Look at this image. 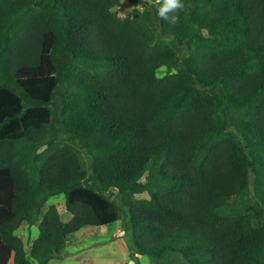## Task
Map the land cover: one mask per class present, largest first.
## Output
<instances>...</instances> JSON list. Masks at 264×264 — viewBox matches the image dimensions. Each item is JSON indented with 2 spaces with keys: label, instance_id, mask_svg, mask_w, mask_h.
<instances>
[{
  "label": "trees",
  "instance_id": "trees-1",
  "mask_svg": "<svg viewBox=\"0 0 264 264\" xmlns=\"http://www.w3.org/2000/svg\"><path fill=\"white\" fill-rule=\"evenodd\" d=\"M183 3L0 0V264L118 220L153 264H264V0Z\"/></svg>",
  "mask_w": 264,
  "mask_h": 264
},
{
  "label": "rangeland",
  "instance_id": "rangeland-1",
  "mask_svg": "<svg viewBox=\"0 0 264 264\" xmlns=\"http://www.w3.org/2000/svg\"><path fill=\"white\" fill-rule=\"evenodd\" d=\"M141 0H119V4L112 8V12L120 18H127L132 10ZM173 71V70H172ZM172 71L161 67L156 71V76L162 78ZM81 169L88 170V158L84 153H79ZM137 197H147L146 193L137 194ZM54 204L59 212L60 218L66 221L70 213L66 210L63 194L50 196L42 207V213L46 208ZM39 217V220L41 218ZM38 222L29 225L20 224L15 234L21 237L26 255L33 264H37L29 257L30 245L38 234ZM62 255L59 259L49 261L47 264H153L147 255H138L132 245L127 243V235L120 227V220L106 226H86L71 233L66 245L60 250ZM8 264H13L12 258Z\"/></svg>",
  "mask_w": 264,
  "mask_h": 264
},
{
  "label": "clouds",
  "instance_id": "clouds-1",
  "mask_svg": "<svg viewBox=\"0 0 264 264\" xmlns=\"http://www.w3.org/2000/svg\"><path fill=\"white\" fill-rule=\"evenodd\" d=\"M148 2L151 3V0ZM155 3L157 15L170 24L178 22V13L185 7L183 0H155Z\"/></svg>",
  "mask_w": 264,
  "mask_h": 264
},
{
  "label": "crops",
  "instance_id": "crops-1",
  "mask_svg": "<svg viewBox=\"0 0 264 264\" xmlns=\"http://www.w3.org/2000/svg\"><path fill=\"white\" fill-rule=\"evenodd\" d=\"M100 226H106V225H100ZM84 227H86V226H83V227H81L80 229H82V228H84ZM52 260H54V259H51L50 261H52ZM49 263V262H48Z\"/></svg>",
  "mask_w": 264,
  "mask_h": 264
}]
</instances>
